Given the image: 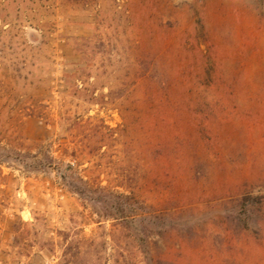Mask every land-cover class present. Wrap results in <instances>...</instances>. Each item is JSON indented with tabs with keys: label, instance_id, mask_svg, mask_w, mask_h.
Returning <instances> with one entry per match:
<instances>
[{
	"label": "rangeland",
	"instance_id": "374dc122",
	"mask_svg": "<svg viewBox=\"0 0 264 264\" xmlns=\"http://www.w3.org/2000/svg\"><path fill=\"white\" fill-rule=\"evenodd\" d=\"M262 11L0 0V145H48L58 166L23 171L0 148V264H144L98 184L144 201L155 264H264Z\"/></svg>",
	"mask_w": 264,
	"mask_h": 264
},
{
	"label": "trees",
	"instance_id": "16d2710c",
	"mask_svg": "<svg viewBox=\"0 0 264 264\" xmlns=\"http://www.w3.org/2000/svg\"><path fill=\"white\" fill-rule=\"evenodd\" d=\"M252 1L255 2L257 0ZM260 18L264 22V11H262ZM154 131L157 137L159 133L157 127H154ZM0 148L8 153L6 154L7 156H5L8 157L7 161H11L17 169L23 171L58 169V166L55 164V158L48 145H42L34 151L17 150L5 145H0ZM3 161V158H0V183L4 175L2 171ZM72 168L73 165L71 163H68L65 167L69 172L72 171ZM61 176L63 179L67 177L66 174ZM70 177L79 184H81V182H85L86 184L89 183L88 180H85L80 175L74 177L72 173ZM71 189L81 193V188L71 187ZM96 189L100 190L101 193L110 194V197L104 199L102 202L105 216L115 219L116 222L114 225L119 232H124L126 229L131 231L129 234L130 239L123 248L127 249L129 252L135 253V255L139 252L144 253L142 258L144 264H155L156 262H160L162 259L161 254H159V252H154L159 248V232L155 229L157 226L156 222L153 220L152 213L144 209V201L141 200L134 191L112 192L108 191L106 187L101 184H98ZM77 247H79V245ZM71 250V245H68L65 247L63 254L66 256ZM115 261L118 263L119 258H115Z\"/></svg>",
	"mask_w": 264,
	"mask_h": 264
}]
</instances>
